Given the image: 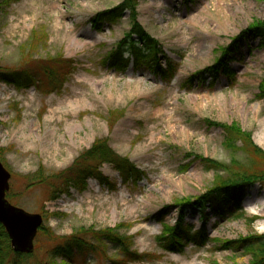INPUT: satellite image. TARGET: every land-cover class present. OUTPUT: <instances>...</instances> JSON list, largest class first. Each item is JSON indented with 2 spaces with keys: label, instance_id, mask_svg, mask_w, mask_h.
<instances>
[{
  "label": "rangeland",
  "instance_id": "obj_1",
  "mask_svg": "<svg viewBox=\"0 0 264 264\" xmlns=\"http://www.w3.org/2000/svg\"><path fill=\"white\" fill-rule=\"evenodd\" d=\"M123 1H0V162L11 175L9 204L43 219L32 258L48 264L52 250L75 237L95 250H74L66 263H125L117 248L98 242L113 231L130 238L132 251L143 257L125 264H251L249 250L223 245L264 236V188L257 184L241 194L239 216L185 213L187 226H204L203 246L168 253L157 238L175 224L179 203L194 202L217 179L231 177L211 163L232 168L230 173H264V163L242 140L229 142L223 129L239 128L264 152V49L242 35L253 22H264V1L138 0L136 19L159 43L158 63L177 68L169 80L136 65L124 48L119 55L130 57L129 68L118 73L109 67V56L126 45L129 15L100 31L90 23ZM218 60L233 77L221 67L217 75L211 71ZM53 71L57 84L67 74L58 89L47 86ZM28 72L35 79L31 88L2 79ZM98 141L127 159L137 176L123 180L113 164L102 163L103 180L88 179L83 191L72 186L55 199L56 177ZM81 164L97 167L96 160Z\"/></svg>",
  "mask_w": 264,
  "mask_h": 264
},
{
  "label": "trees",
  "instance_id": "obj_2",
  "mask_svg": "<svg viewBox=\"0 0 264 264\" xmlns=\"http://www.w3.org/2000/svg\"><path fill=\"white\" fill-rule=\"evenodd\" d=\"M0 1L2 5H8L10 3L18 2L19 0ZM137 2L138 0H124L115 8L96 14L91 20L93 29L95 31H100L101 26L115 24L126 14V12L129 15L131 28L125 35L124 44L126 45H124V47L119 45L111 56H109V67L113 68L118 73L125 72L128 69L130 59H123L119 55L122 48H124L130 52V56L135 61L136 65L139 64V66L143 65L149 67L154 74H157L163 80L172 79L177 68L170 62H167L165 67H162L158 63L157 55L161 52L159 43L137 22ZM247 34L251 35L255 40H258V47L264 49V22H253L242 35ZM225 52L226 51H224V53ZM219 67L222 68L225 75L229 77L234 76L233 71L220 60L217 61L216 66H214L211 71L217 75ZM47 75L49 77L47 85H52L51 88L57 87L56 89L63 84L67 76V74L64 75V77L62 75V80L57 84L55 83L57 72H49ZM9 76L10 77L3 76L2 79L8 84L15 85L18 89H26L33 86L35 80L33 74L29 72L21 75L16 73L15 75ZM51 78L53 81L49 84ZM259 91L261 97L264 98V81L261 82ZM223 129L224 131L227 130L229 137H232L231 140H228L229 142H233L234 138L242 140L246 146L247 152L253 157V159L264 163V152L250 142V136L248 134L243 133L237 127H223ZM87 160H96L97 167L84 166L81 164L82 161L85 162ZM102 163L113 164L115 169L120 173V176L123 177V180L131 179L138 174L136 168L127 159H121L114 156L105 142L98 141L75 162L73 168L56 177L60 180V184L59 191L55 192V198L68 192V189L72 186L79 192L83 191L86 188L87 180L90 178L99 181L103 180L98 169V166ZM211 166L217 172L229 173L231 177L227 179H217V183H215L212 189L207 191L203 196L198 197L194 202L184 201L177 205L179 208V215L175 224L171 227H163L161 236L157 238L158 244L165 252H181L189 244H192L195 247H201L207 241L204 226L198 231H195L192 227L187 226L184 223V216L187 211L196 210L200 216L203 217L208 210L211 213L215 212L222 217L223 220H228L239 216V213H241L240 196L246 188L252 187L256 184L264 188V173H230L232 168L226 165L211 163ZM42 179L43 177L40 174V180ZM166 210L167 208L164 209L163 214L166 213ZM98 242L111 244L124 255L123 258L127 261H142L143 257H141L138 252L132 251V242L130 238H124L120 235L114 234L113 231H105L102 233V238ZM231 246H238L249 250V252L252 253L251 264H264V236L239 239L237 242H229L223 245L225 249L230 248ZM74 250H79V253L94 252L95 247L90 243H84L78 238H69L62 245L56 246L52 250L51 259L48 264H58L56 260L57 258L62 259L59 264H68L66 263V260L70 259V255ZM0 264L39 263L32 258V255L26 256L14 253L11 249L8 236L0 225Z\"/></svg>",
  "mask_w": 264,
  "mask_h": 264
},
{
  "label": "water",
  "instance_id": "obj_3",
  "mask_svg": "<svg viewBox=\"0 0 264 264\" xmlns=\"http://www.w3.org/2000/svg\"><path fill=\"white\" fill-rule=\"evenodd\" d=\"M10 174L0 163V225L4 228L15 253L29 255L42 217L11 206L5 199L9 190Z\"/></svg>",
  "mask_w": 264,
  "mask_h": 264
},
{
  "label": "bare ground",
  "instance_id": "obj_4",
  "mask_svg": "<svg viewBox=\"0 0 264 264\" xmlns=\"http://www.w3.org/2000/svg\"><path fill=\"white\" fill-rule=\"evenodd\" d=\"M76 130L75 125L72 127V129L68 132V134H71L72 132H74Z\"/></svg>",
  "mask_w": 264,
  "mask_h": 264
}]
</instances>
